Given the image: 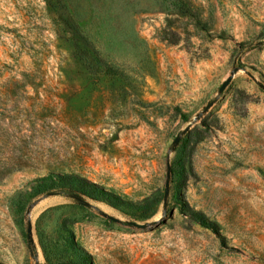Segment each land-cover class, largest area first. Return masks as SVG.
<instances>
[{
  "label": "rangeland",
  "instance_id": "obj_1",
  "mask_svg": "<svg viewBox=\"0 0 264 264\" xmlns=\"http://www.w3.org/2000/svg\"><path fill=\"white\" fill-rule=\"evenodd\" d=\"M72 32L100 74L79 72ZM53 172L126 203L30 194ZM76 248L89 264H264V0H0V264L79 263Z\"/></svg>",
  "mask_w": 264,
  "mask_h": 264
},
{
  "label": "trees",
  "instance_id": "obj_2",
  "mask_svg": "<svg viewBox=\"0 0 264 264\" xmlns=\"http://www.w3.org/2000/svg\"><path fill=\"white\" fill-rule=\"evenodd\" d=\"M171 1L173 5L177 6L180 0ZM183 3L184 2H181L180 9L186 7L182 11L188 12L189 9L186 4ZM62 16L67 24L68 18L66 14L63 13ZM72 39L74 46V62L79 72L87 77H93L100 74L103 71L105 64L95 49L91 47L77 32H72ZM46 192L72 194L81 199L88 197L105 200L115 207H119L126 203L119 195L105 189L100 184L71 173L65 174L53 172L35 179L30 194L37 196ZM190 217L200 225L212 229L217 234L219 233V229L215 222L206 219L200 212L194 210L190 213ZM76 250L79 252L78 257L81 262L76 263L68 261L65 262V264H89L91 256L88 253L81 251L80 248H76Z\"/></svg>",
  "mask_w": 264,
  "mask_h": 264
},
{
  "label": "water",
  "instance_id": "obj_3",
  "mask_svg": "<svg viewBox=\"0 0 264 264\" xmlns=\"http://www.w3.org/2000/svg\"><path fill=\"white\" fill-rule=\"evenodd\" d=\"M231 79H232V77L229 76V77L223 82V84L221 85V87H220V89H219L220 92H222V91L226 88V86L229 84V82L231 81ZM213 103H214V101H211V102H209L208 104H206V106L204 107V109L202 110V112L199 113L198 117L202 116V115H203L208 109H210V107L213 105ZM191 126H192V123L188 124V125L182 130V132H181L180 134H178V135L175 137V139H174V141H173V148H175V147L179 144L182 135L186 134V133L191 129ZM166 168H167V170H166L165 198H166V196H167V194H168V191H169V183H170V177H171V163H170V160H169V159L167 160ZM131 223L134 224V225H137V226L143 227V228H144V227H147V226L150 225V224H141V225H140V224H137V223H135V222H131Z\"/></svg>",
  "mask_w": 264,
  "mask_h": 264
}]
</instances>
